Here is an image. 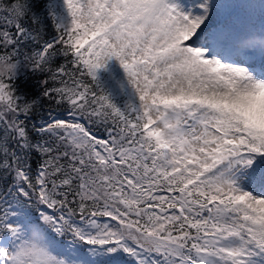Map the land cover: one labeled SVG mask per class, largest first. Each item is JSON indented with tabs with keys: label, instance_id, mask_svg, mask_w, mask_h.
I'll return each instance as SVG.
<instances>
[{
	"label": "snow or ice",
	"instance_id": "6c2138e0",
	"mask_svg": "<svg viewBox=\"0 0 264 264\" xmlns=\"http://www.w3.org/2000/svg\"><path fill=\"white\" fill-rule=\"evenodd\" d=\"M226 7L47 0L25 27L30 0L0 5V167L13 174L0 264H264V22L228 20ZM113 58L138 103L105 91ZM24 68L48 73L42 95L67 106L32 124L49 138L35 144ZM32 149L46 157L35 175Z\"/></svg>",
	"mask_w": 264,
	"mask_h": 264
},
{
	"label": "trees",
	"instance_id": "16d2710c",
	"mask_svg": "<svg viewBox=\"0 0 264 264\" xmlns=\"http://www.w3.org/2000/svg\"><path fill=\"white\" fill-rule=\"evenodd\" d=\"M15 0H0V5H10L14 3ZM30 3L32 5V10L28 14V16L24 19L23 23L25 27L31 26V15L33 12H39L41 16H43V13L45 11V6L47 3V0H30ZM54 34V30L51 28L49 24L46 23L45 30H44V36L45 38H48ZM31 48V46H29ZM29 49H26L28 51ZM66 60L62 55H58L53 59L52 67L55 68L58 65L65 64ZM48 73H34L31 71L30 68H24L21 70L20 76L18 80L16 81L17 87L20 90L19 94L23 97V99L27 102H34L33 108L30 112V119H28L27 125L30 133V140L33 144L37 142H43L45 140H48L49 138L47 136H40L35 130L32 129V124L36 123L37 126H39L40 121L47 119L49 113L51 112L52 115L56 114H62L66 113V105H58L55 103L54 100L49 99L47 97H44L42 95L43 93V85L41 84V81L48 79ZM105 91H107L114 102H116L120 107H126L127 103H125V97H115L110 89V85L108 82H106L104 79L99 78ZM53 86H59V85H53ZM21 119H24V117H21ZM98 133H103V126H99L95 129ZM3 129L0 127V146L3 145ZM8 147L17 150L18 154L24 155V153H20L17 144L14 141L9 140ZM46 157L43 156L39 151L37 150H28L26 152V164L30 166L33 175H35L36 171L39 168V165L43 162V160ZM4 161V155L3 152L0 151V165L3 164ZM12 173L7 174V178L5 177V173L3 172L2 167H0V191L7 188V186L11 183V177ZM7 235H10V233L5 232L3 233L0 238L6 237Z\"/></svg>",
	"mask_w": 264,
	"mask_h": 264
},
{
	"label": "rangeland",
	"instance_id": "374dc122",
	"mask_svg": "<svg viewBox=\"0 0 264 264\" xmlns=\"http://www.w3.org/2000/svg\"><path fill=\"white\" fill-rule=\"evenodd\" d=\"M216 2L227 6L223 10V18L257 25L264 22V0H216ZM99 78L109 83L115 97L124 96L125 103H138V97L134 94V88L128 81L127 73L116 58L110 60L106 68L99 71ZM10 240V245L4 247H11L13 238Z\"/></svg>",
	"mask_w": 264,
	"mask_h": 264
},
{
	"label": "clouds",
	"instance_id": "9594fccd",
	"mask_svg": "<svg viewBox=\"0 0 264 264\" xmlns=\"http://www.w3.org/2000/svg\"><path fill=\"white\" fill-rule=\"evenodd\" d=\"M30 243H32L33 245L36 244L35 234H32V236H31V240H30Z\"/></svg>",
	"mask_w": 264,
	"mask_h": 264
}]
</instances>
